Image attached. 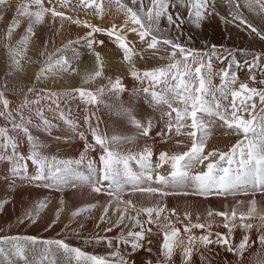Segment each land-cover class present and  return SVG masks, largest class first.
<instances>
[{"label": "snow or ice", "instance_id": "6c2138e0", "mask_svg": "<svg viewBox=\"0 0 264 264\" xmlns=\"http://www.w3.org/2000/svg\"><path fill=\"white\" fill-rule=\"evenodd\" d=\"M5 2L0 0V4ZM222 3L227 6L225 15H221ZM70 5L72 0H47V3L45 0H28L20 5L16 18L7 29L8 42L4 44L11 62L9 67L22 69L21 61L35 36L34 26L42 24L50 16L53 23L59 19L61 27L68 22L88 29L81 39L88 49L93 50L95 59L100 63L99 70L85 77L87 83L103 74V61L100 53L94 49L97 44H105L104 40L97 39L96 34L106 35L122 50L123 60L129 63L131 75L141 85L133 90V94H145L147 102L160 114L159 121H163V127L157 129L156 135L163 141L172 139L174 134L183 138L177 140V144L187 140L190 146L185 151H161L155 164L148 145L139 152L126 150L125 146L134 144L137 138L150 137L157 120L137 118L130 108L122 105L118 114L127 117L136 130V136H109L100 129L98 119L93 124L95 112H89L84 122L94 143L89 142L88 136L78 131L79 125L71 118L70 109L66 112L61 104L66 103L68 98L75 99L78 94L86 105L98 106L106 90L116 95L126 91L120 79L115 82L110 79L107 86L95 92L85 88H75L69 92H45L28 87L27 93L35 94L34 98L25 94L18 105L4 91H0V117L7 122L5 126H0V162H5L3 166L8 170L4 176L5 180L10 181L8 187L14 188L19 181L22 185L58 193L73 190V195H76V190L88 188L92 193L103 194V212L96 227L107 224L103 231L108 233L114 228L120 229L119 242L130 245L132 252H136L145 248V241L152 244V240L147 238L152 228L146 225H157V235L162 234V256L156 259L155 264H175L177 249L181 253L180 264H194V252H199L200 264H213L215 248L210 246L233 253L237 264H243L240 258L253 243L249 233L254 227L245 221L255 216H259L261 221L257 226L260 230L258 242L264 253V209H257L254 198L249 202V210L240 213L239 224L236 209L215 213L209 210L205 214V221L199 222L198 215L196 223L192 222L191 213L185 211L187 223L180 222L184 223L186 239L168 216L161 220L166 208V205L162 206V201L169 195L235 197L241 193L248 195L257 192L264 195V51L249 53L245 50L244 55L252 58L241 63L236 52L222 49L216 43L204 51L190 46L193 41L191 35L187 37V43L181 42L185 24L200 29L206 20L214 18L244 27L264 41V28L255 26L242 11V8H246L264 21V0H78L71 8ZM113 8L123 16L121 25L113 23L108 28L100 27L78 16L79 12L88 14L90 10L91 14L103 18L106 11L110 12ZM62 9H69L73 14H66ZM22 18L28 21L27 32L12 44L13 31L19 27ZM128 32L135 34L134 40L138 44L129 40ZM78 43L80 40L69 41L67 47L48 54L42 61L37 80L47 73L77 71L72 67V57H68L66 52ZM137 47L142 51L154 50L153 56L163 53L159 60H166L167 63L141 73L133 63ZM37 55L42 57L45 53L38 51ZM73 57L79 58L74 49ZM214 61L221 65L218 71L214 69ZM242 69H245L243 79L238 75ZM217 76L220 78L218 85L213 83ZM46 113H52V118ZM53 119L69 126L84 142V150L78 158H60L44 153L46 145L31 129L43 130L51 136L52 130L59 127V124L53 123ZM214 127L225 130V135L238 138L228 150L205 152ZM25 144L26 153L21 150ZM90 151L98 152V158L89 156ZM28 161H31V172ZM132 162L137 167L134 168ZM137 194L142 199L134 203L132 197ZM157 196L159 200L155 199ZM145 201L148 202L147 206ZM9 203L7 199L0 200V211H4ZM47 203L41 201L32 211L19 217L17 223H36ZM63 203L61 199L60 204ZM113 204L116 205L114 221L109 216ZM95 207L97 205L91 203L78 207L72 215L79 216ZM171 212L175 215L176 209L173 208ZM142 215L146 220L141 219ZM215 216L223 218L226 233L212 231ZM237 227L242 229L238 242L233 239ZM194 229H202L204 233L194 235ZM97 239L106 240L107 247L111 249L108 255L91 254L80 247L71 246L64 239L39 241L36 236H0V264H135L133 259L115 247L113 239ZM146 251L151 253L152 248L148 247ZM145 264H153V261L149 259Z\"/></svg>", "mask_w": 264, "mask_h": 264}, {"label": "bare ground", "instance_id": "6f19581e", "mask_svg": "<svg viewBox=\"0 0 264 264\" xmlns=\"http://www.w3.org/2000/svg\"><path fill=\"white\" fill-rule=\"evenodd\" d=\"M45 2L47 3V0H45ZM77 3H78V0H72V5H75ZM72 5H70V8ZM67 10L69 11V9H67ZM84 16H87V18L90 19L92 24H95V25L100 26V27H105V28L110 27L111 24H113V23H116L117 25H121L122 20H123L122 14H117L115 12L114 8L110 12L106 11V14L103 18H101L99 15L91 14L90 10L88 11V14H85L84 12H82V14L79 15V17H82V18H84ZM50 20L51 19L49 16V18L47 17L45 19V21L43 22L46 25L47 30H49L50 24H53ZM24 21H26V20H24ZM24 21H23V23H24ZM2 23L4 24L6 29H8V27L11 26V22H9V21L5 22V23L2 22ZM67 23L68 22H65L64 26L61 27V22L56 21L54 23V27H53L54 31H55L54 32L55 35L53 37L54 40L51 39L52 37L49 34H48V37H46V38L51 39L50 42L53 41L55 44H63V43H68L69 41H72V39L81 37L82 34L86 31V30L83 31L82 27L79 30V29L73 27L71 24L67 25ZM3 24H1V25H3ZM261 24L264 27V21L261 20ZM25 30L27 32V27L23 25L19 28V33H22V34L26 33ZM47 32H49V31H47ZM84 35H86V34L84 33ZM55 36H57V37L55 38ZM17 37H18V32H17V30H14L13 34H12V38L16 39ZM37 37H39V36H37ZM37 37L33 41V43L29 42V45H31L35 49H37L39 47ZM96 37L98 40H104L105 41L104 45L101 46V45L97 44L95 46V49H94L95 52L100 53L101 60L103 61V74L100 77L90 79L87 83H85V78H81V80H79V79H77L76 72L69 70L67 72H56L55 75H50V76H48L47 79L44 78L45 81L48 82V83L47 82L46 83L44 82V83L49 84L50 87H56V88L60 89L62 87L71 88V87H79V86L96 87V86H99V84H101V86H103L106 82H109L110 79L111 80L120 79L121 83L125 82L126 78H124L122 76L126 75L127 72L124 71L120 66H121L122 61L124 62L125 66L129 65V63L123 60L122 50H120L114 42L110 41L109 37H107L106 35L97 33ZM6 38H8V37H6ZM128 38L130 39V36H128ZM133 42L138 44V41H133ZM34 45H35V47H34ZM31 46H29V47H31ZM78 47L80 48V50L78 51V52H80L79 56L80 57L83 56L84 59L87 60V64H86L87 67H85L88 70L87 75L89 76V75L94 74V70H99V63L100 62L95 59V56L93 55V50L88 49L86 46V43L84 41L80 45H78ZM83 47L87 48L88 50L86 49L85 51H83V49H82ZM136 52H137V54L134 55L133 57L137 56L138 54H143L146 52H151L153 54L154 50L148 49L147 51H142L139 47H137ZM1 55H3V54H1ZM159 55H163V53H159ZM4 56H5V54H4ZM4 56L3 57L0 56V57L4 58ZM159 57L160 56H156V55L153 56V58L151 59V63H157V59H155V58L159 59ZM4 60L6 61L7 59H4ZM78 60H80V58H78ZM113 60H116V61L113 62ZM7 61H9V60H7ZM24 61H26L25 58H23L21 61L22 69L21 70H13L12 69V71H13L12 74L18 76L21 79L27 80L31 76V74H35V71L33 69L26 68L27 62H24ZM145 63H146V61H144L143 64H145ZM164 63H167V61L166 60L160 61V65L164 64ZM213 63H214V69H216V68L219 69V67L221 66L218 64V62L214 61ZM8 64H7V66H8ZM135 64H136V68L143 66V64H141V63H135ZM27 67H29V66H27ZM127 68H129V67H127ZM8 69H11V68H8ZM38 70H39V68H38ZM238 75H241V74L238 73ZM240 78L243 79V76ZM36 79H37V77H36ZM113 82H115V81H113ZM46 86H48V85H46ZM70 90H72V89H70ZM66 91H67V89L66 90L61 89V91L57 90L56 92H66ZM113 94L114 93H112L110 95V97H107V95L105 97H102L103 98L102 99L103 100L102 107L106 108L107 112L101 111V114L96 113L95 118L92 120L93 124H95L97 122V119H98L100 129L102 131H105L109 136L118 135L121 137H135L136 136V130L133 126H130V127L127 126V124H126V122L128 121L127 117L123 114H118V111H116L117 108L119 109L118 100L120 99L119 101H122L123 103H125V101H126L123 94L117 100L114 99L115 96H113ZM109 104H112V106L107 107V105H109ZM88 106L89 105H86L84 102L77 103L74 100H69V99L66 100V103L61 104V108H64L66 110V112L68 109H70L71 118L74 121H76V123L79 125L78 131L84 132L85 135L88 136L89 142L94 143V141H92L90 134L87 132V125L84 122L86 115L82 110V108H85ZM149 110H150L149 112H151V109H149ZM141 112H142V110H141ZM143 113H145V112H143ZM159 115L160 114H158V116L156 118H153V119L157 120V124H156V127L153 129V133L151 134L150 137H148V138H137L135 140L134 144H127L125 146L126 150H131L132 152H139V151L143 150L145 145H148L153 152V156H152L153 164H155L158 161V156H159V153L161 151H170V152L171 151H177V150L185 151V150H187V146H190V145H188L187 140H184L183 143L177 144V140H180L183 138L175 137L174 134H172V136H173L172 139L166 138L165 140L162 141L161 138L156 135L157 129H160L163 127V121H159ZM139 118H143V116L141 115ZM128 129H130L129 130V132H131L130 134H129V132L125 133V131ZM57 130H58V127L53 129L51 136H49L48 133L44 132L43 130H39V131L36 130L37 135L39 136V134H40L42 137L40 139L41 142L46 145V148H45L46 154L49 153L50 155H56L60 158H78L79 154L84 150V147H83L84 142L82 140H80L79 136L75 132L71 131L69 126L65 125L63 122H62V134L59 132H56ZM224 132H225V130L220 129L218 127H214L212 129V134L208 140L205 152H207L209 150H213V149H218V150L223 151L224 148H225V150L228 147L230 148L232 142L236 141L237 137L234 135H225ZM56 137H60V138L56 139ZM26 148H27L26 144L22 145L21 150L26 152ZM89 156H91L92 158H98V152L90 151ZM132 163H133L134 168L137 167L134 162H132ZM205 163H207V162H205ZM28 164H29V171L31 172L32 171L31 162H28ZM4 169H7V168L4 167ZM2 171H4V170H2ZM5 171H4V173H5ZM9 183H10V181H7L5 179L2 180V178L0 179V185H1L0 197L2 200L7 199L8 201H10L9 206H11V207H12V205H14L15 202L18 201L19 203L22 204L20 206V207H22V210L26 209L28 207H31L30 211H32L33 207L35 205H37L38 203H40L41 201H47L48 202L46 207L40 211L39 218L36 221L38 223L39 227L37 226V228H35L34 230L31 229L27 232L24 230V231L20 232V234H19L20 236H22L24 234H28L31 236H36V237H41V238L44 237L46 240H49L52 236H56L61 232L66 233L68 231L69 235H71L70 233H72L73 231L77 232V231L87 230L88 231L87 232V239L83 240L78 235V236H75L74 238H67L65 241L72 244L71 246L80 247L83 251L89 252L91 254L108 255L110 253L111 249H109L107 247L106 240L97 239V237L111 238L114 240L115 247L119 248L123 253H125L131 259H133L135 261V264H145V262L149 259L153 261V264H155L156 259L158 257L162 256V250L160 248V244L162 243V234L157 235L159 230H158L157 225H155V224L146 225L147 227L152 228V232L147 234V238L152 240V244L149 245V244H147V241H145V248L137 250L136 252H132L130 245H123L119 242L118 236L120 233V229L114 228L112 232L108 233V232L103 231V228L108 226L107 224H102L100 226V228L96 227L97 224L100 223L99 217L102 215V212H103L102 206L105 202V196L103 194L92 193V192H90V190L88 188L76 190V195H73V190H66L63 193H58V192L51 191L48 189H43V188L37 189V188L32 187V186L22 185L19 181L16 182V185L14 188L6 189V186L8 187ZM1 191H3V192H1ZM254 195H256V197H254V199L258 198L259 202L264 204V195H262L259 192L254 193ZM235 197H238V196H235ZM249 197L250 196H244V198H246V201L249 199ZM127 198L128 197L126 196L125 199H127ZM61 199H63V201H64V203H63L64 212H60V209L62 207V205L60 204ZM132 199L135 203V202H137L138 199H142V198L139 196V194H137L136 196H133ZM155 199L159 200V197L157 196ZM224 201H225V203L228 202V204H232V206L236 203V202L234 204L232 203L233 201H235L234 198H225V197L217 196V195H211L208 197H202V196H198V195H189V196L169 195L167 197H164L163 201H162V206L166 205V208H165V212L161 214V220H163L164 216H168L169 219L175 224V226L180 228L181 236L186 239L187 234L184 233V223H187V219L184 216L185 211H188L191 213V220L193 223H196L195 220H196V217L198 215L201 219H203L205 221V219H206L205 214L208 211V207L213 206L215 212L222 211ZM31 202H33V203L30 206H28V203L30 204ZM17 203H15V204H17ZM90 203L96 204L97 207L93 208L90 212H84L79 216L74 217L72 215V213L75 212L78 207H85L86 205H88ZM245 203L246 202H244L243 204H245ZM145 204L147 206L148 202L145 201ZM249 204L250 203H246L245 206H249ZM115 208H116V205L113 204L112 207L109 209V216L111 217V219L113 221L116 219V215H113ZM173 208L176 209L175 215H173L171 212V210ZM229 208H228V210H229ZM57 213H59V219H57ZM33 214H35V213H33ZM132 215H135V213L132 212ZM177 217H179V220L177 219ZM216 217L219 219L222 218V217H218V216H216ZM141 219L146 220V217L142 215ZM180 221H183L184 223H181ZM260 223H261L260 220L254 221V223H253L254 227H253L252 231L249 233L250 237H254V236H257L260 234V230L257 227L258 225H260ZM129 227H131V225H129ZM49 228H51V229L49 230ZM40 230L44 231V233L41 234V236H40ZM212 231L213 232L220 231L222 233H226L227 229H225L223 227V225H221V224L218 226L212 225ZM203 233H204V230H202V229H194L193 230L194 235H201ZM8 234H10V233H8ZM91 236H93V238H91ZM233 236H242V229L237 227L233 232ZM42 239L38 238L39 241H45ZM148 247L152 248L151 253H148L146 251V249ZM210 247L215 248V251L213 253V264H222V261H223L222 259H223V256L226 255L225 254L226 252H223V250H222V252H219L218 251L219 248H216V246H210ZM142 251L144 252L143 254H142ZM201 251H202V249H201ZM31 258L32 257L30 255L29 259H31ZM174 260H175V264H180L181 253H180L179 249L176 250V255L174 257ZM193 261H194V264H200L199 252L193 253Z\"/></svg>", "mask_w": 264, "mask_h": 264}, {"label": "rangeland", "instance_id": "374dc122", "mask_svg": "<svg viewBox=\"0 0 264 264\" xmlns=\"http://www.w3.org/2000/svg\"><path fill=\"white\" fill-rule=\"evenodd\" d=\"M26 2H28V0H6V2L4 4H0V25L3 24L2 22L5 23V22H8V21L11 22V24H12V20L14 18H16L17 10L19 9L20 5H22V4L26 3ZM241 2H243V0H241ZM221 8L223 9L221 11V15H225L226 12H227L226 4L222 3L221 4ZM62 10H64V11L66 10V14H73L71 11H68L67 9H62ZM242 11L244 12V15L249 20H251L252 23L255 26H257L258 28H264L263 25L261 24L260 16L255 15V13L249 12L246 8H242ZM80 14H82V12H79L78 16ZM184 14L186 15V12ZM48 18H49V16H48ZM79 18L81 20H87L88 19L87 16H84V18H82V17H79ZM50 19H51V17H50ZM24 20H26V21H24ZM23 21H24V23L25 22L26 23L24 24ZM57 21H59V19H57ZM88 21H89V23H91L90 19H88ZM27 22H28L27 19H23L22 18L21 21H20V24H19V28L21 26H23V25L28 27V23ZM68 24L69 23H67V25ZM71 25L73 27L79 29V30L82 27L83 31L86 30L84 33L87 34V31H88L87 28L83 27L82 25H79V26L78 25H74V24H71ZM53 27H54V23L50 24L49 30H47V27H46V25L44 23L35 25V27H34L35 36L32 37V40L30 42L33 43V41L36 39V37L39 36V37H37L38 46L39 47L37 49H35L31 45L28 44V46H27L28 50L24 54L23 58H25V60H26L24 62H27L26 63V68L33 69L35 71L36 75L35 74H31V76H30L31 78L29 77L26 80V79H21L18 76L12 74L13 73L12 69H8V68H10L9 65H10L11 62L8 59V51L4 47V44L8 42V40H7L8 38H6L7 37V35H6L7 34V29L4 26V24L0 26V56L3 57L4 54H5L4 58L0 57V91H4L6 93V95L8 96V98L10 100H12L15 105H18L22 101L23 96L25 94L29 95V98H34L35 94H28L27 93V88L28 87H34L38 91L40 89H43V90H45V92H47L49 90L50 91H57V90L61 91V89L62 90H66L67 89L66 92H69V91H71L70 89H75V88H85V89H88V90H91V91L95 92L98 88L105 87L109 83V82H106L103 86H101V84H99V86H96V87L79 86V87H71V88L62 87V88L59 89V88H56V87H50L49 84H45L47 82V81H45V79H47L48 76H50V75H55V73L54 74L53 73H47V74H45V76L41 77V79L37 80L36 77L40 73V67L42 66V61L44 59H46V56L48 54H50V53H55L56 49H58V48H65V47L68 46V43L55 44L53 41L50 42L51 39L54 40L53 37L55 35V33H54L55 31H54ZM19 28L15 29L18 32V37L19 38L17 37L16 39H14V38L11 37V43L12 44H15L17 41L20 40L21 37H23L26 34V33H23V34L19 33ZM47 31H49V32H47ZM183 31H184V35L181 37V42L182 43H187V37L189 35H191L193 37V41H192V44L190 46L191 47H195L197 49H202L204 51H207V48L210 47L211 44L216 43V44H218V47H221L222 49H224V48L231 49L232 51L236 52V57L241 63H243V61L245 59L251 60V58H252L250 55H247V56L244 55L245 50L247 52H249V53L264 51V41L260 40L254 34H251L250 31L246 30L244 27H237V25L235 23H228V24L223 23V21L220 20L219 18H214V19H212L210 21L206 20L203 23V25H202V27L200 29H195L191 25L185 24ZM25 32H26V30H25ZM84 33L82 34L83 37L85 36ZM48 34L52 37L51 39H47L46 38V37H48ZM127 35L130 36L129 40L135 41L134 40V37H135L134 33L128 32ZM173 35H175V32H173ZM82 36L79 37V38L72 39V41L80 40V42L82 43L83 42L82 39H81ZM56 37L57 36H55V38ZM81 43H78V44H75V45L73 44L74 46L72 45L73 47L71 46V48H69L68 51L66 52V55L68 57H72V67L77 69V71H75V72H76V75H77V79H79V80H81V78H85L86 76H88L87 75V71L88 70H87V68H85V67H87V65H86L87 64V60L84 59L83 56H81V57L79 56L80 60H78L77 58L73 57V51L72 50L74 49L75 52H77L79 54L80 52H78V51L80 50V48L78 47V45H80ZM29 46H31V47H29ZM34 47H35V45H34ZM82 49H83V51H85L87 48L83 47ZM38 51L44 52L45 55L42 56V57H38V55H37ZM1 54H3V55H1ZM57 55H59V54H57ZM155 55L156 56H160L159 53H157ZM152 58H153V54L151 52L138 54L137 56L133 57V63L134 64L135 63L143 64L144 61H146V63H145L146 65L143 64V66H140V67L137 68V70H139L142 73L145 70H150L153 66H160L159 59L155 58V59H157V63H151V59ZM4 59H7L9 61H7V60L5 61ZM115 61L116 60H113V62H115ZM7 64H8V66H7ZM27 66H29V67H27ZM124 66H125V64L122 61L120 67L124 71L127 72L126 75L122 76V77L126 78L125 82L122 83V85L126 89V91H123V92L119 93L118 95L113 94V96H115V98H114L115 100L119 99V97L122 96V94H123V96H124V98L126 100L125 103H123L122 101H119L120 99L118 100L119 108H120L121 105L123 107H125V108H130L133 111V114L137 115V118H139L141 115L143 116L144 119L156 118L159 113L155 112L153 110L152 106L147 102V100L145 99V94H143V93H140V94H137V95L133 94V90L134 89H139L141 87V85L131 75V72H130L129 68H127V67H129V65H126L125 67ZM135 67H136V64H135ZM38 68H39V70H38ZM215 70L218 71V68H216ZM244 71H245V69H242L239 72L241 74V75H239V77L243 76V78H244ZM115 80L113 79L112 82L115 81ZM213 83L218 85L220 83V78L218 76L214 77ZM46 85H48V86H46ZM145 86H147V81H145ZM111 94H112V92L106 90L101 95V97H100L101 103L98 106L93 105V106H88V107L82 108V110L85 113V115L87 116L89 114V112H95V115L92 116V120H93L95 118V116H96V113H100L101 114V111H106L107 112V109L102 107V105H103V100H102L103 98L102 97H105L106 95H107V97H110ZM68 99L69 100H74L77 103H82L83 102L78 97V94H77L75 99H71V98H68ZM109 106H112V104L107 105V107H109ZM149 109H151V112H149L150 111ZM0 110H2V106H0ZM118 110L119 109L117 108L116 111H118ZM141 110H142V112H141ZM143 112H145V113H143ZM46 115H48L49 118H52V116H53L52 113H46ZM6 123L7 122L4 121V119L2 117H0V126H5ZM53 123L59 124L58 130L56 132H59V133L62 134V121L53 119ZM128 123L129 122L127 121L126 124H127L128 127L132 126V124L129 123L130 124L129 125ZM9 127H10V125H9ZM129 130L130 129L126 130L125 133H128ZM31 131L33 132L34 135H37L35 129H31ZM130 133L131 132H129V134ZM38 137L40 139L42 138L40 134H39ZM235 142L236 141L232 142L231 146ZM26 147H27V145H26ZM227 149H229V147ZM223 151H225V148H224ZM44 153L46 154V149H44ZM47 155H50V154L47 153ZM28 162H31V161H28ZM4 164H5V162H0V179L2 178V180L4 179V176L8 174V170L4 169V166H3ZM2 170H4V171L6 170L5 173ZM0 187H1V185H0ZM8 188L9 187L6 186V189H8ZM1 192H3V191H1ZM242 194L243 193L237 195L238 197H233V196L225 197V198H234L235 201H233L232 203L233 204L235 202L236 203L232 206V204H228V202L225 203V201H224L223 209H222V211H229V212H231L232 209H236L237 218H238L237 219L238 220L237 224H239V215H240V213L247 212L249 210V208H250V204H249V206H245L246 203H249L251 199L256 197V195H254V193H251V194L249 193L248 195H244V194L242 195ZM244 196H250V197L246 201V198H244ZM0 200H2L1 197H0ZM255 200H256L257 206H258L257 209L258 210L264 209V204L259 202L258 198H255ZM239 201H243V202H246V203L245 204H243V203L241 204V203H238ZM17 202H15V203H17ZM33 202H31L30 204L28 203V206H30ZM15 203H14V205H12V207L9 206V204L5 205V210L4 211H0V236H4V235H19L20 232H22L24 230L27 232V231H29L31 229L34 230L38 226L37 222L36 223H32L31 221H26L23 225L18 224L17 223L18 218L23 216L26 212H29L31 207H28V208L22 210V207H20L22 204L19 203V202L17 204H15ZM209 207H208V211L211 210V211H213L215 213V210H214L213 206H209ZM228 208H229V210H228ZM61 209H60V212H64V205H62ZM213 220H214V222H213L212 225H214V226H218L220 224L223 225V219L222 218L219 219V218H217L215 216V217H213ZM253 220L254 221L255 220H260V218H259V216H255V217H253L250 220H246L245 222L253 224L254 223ZM195 221L197 222V219ZM199 222H204V220L200 218ZM50 229L51 228H49V230ZM75 232L76 231H73L72 233H70L71 235H69L68 231L66 233H62L61 232V233H59L56 236H52L53 238L51 237L50 239L51 240H54V239L55 240H57V239L66 240L67 238H74L75 236H78V235L83 240L87 239V232H88L87 230H85V231H77L76 233ZM8 233H10V234H8ZM43 233H44V231L40 230V236ZM22 236H31V235L24 234ZM258 236L259 235L254 236V237H250V239L253 241V243H252L251 247L248 248L245 251L243 257H241V259L243 261V264H262V262H264V253L261 252V248H260L259 242H258ZM37 238H40V239L43 238L42 240H46L44 237H42V238L41 237H37ZM91 238H93V236H91ZM233 239H234V241L238 242L241 239V236H233ZM222 250H223V252H225L224 249H222V248H219L218 251L222 252ZM143 253L144 252L142 251V254ZM227 253L228 252H226L225 253L226 255L223 256L222 264H224V262H227V264H237V258L234 256V254L233 253H228L229 254L228 255Z\"/></svg>", "mask_w": 264, "mask_h": 264}]
</instances>
